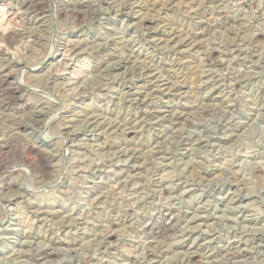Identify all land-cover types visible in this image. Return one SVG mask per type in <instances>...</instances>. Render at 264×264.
Here are the masks:
<instances>
[{"label":"rangeland","instance_id":"obj_1","mask_svg":"<svg viewBox=\"0 0 264 264\" xmlns=\"http://www.w3.org/2000/svg\"><path fill=\"white\" fill-rule=\"evenodd\" d=\"M17 1L0 0L22 32L0 30V264H264V0Z\"/></svg>","mask_w":264,"mask_h":264},{"label":"bare ground","instance_id":"obj_2","mask_svg":"<svg viewBox=\"0 0 264 264\" xmlns=\"http://www.w3.org/2000/svg\"><path fill=\"white\" fill-rule=\"evenodd\" d=\"M5 1H6V0H5ZM18 1H19V0H18ZM18 1H17V3H18ZM36 1H37V0H36ZM36 1H35V2H36ZM78 1H79V0H78ZM82 1H83V3H86V2H87L86 0H82ZM207 1H208V0H207ZM35 2H34V3H35ZM88 2H89V1H88ZM134 2H135V1H134ZM190 2H192V1H190ZM196 2H197V0H196ZM6 3H7V2H6ZM8 3H9V2H8ZM32 3H33V0H32ZM38 3H39V2H38ZM40 3H41V1H40ZM80 3H81V2H80ZM83 3H82V4H83ZM129 3H130V2H129ZM172 3H173V2H172ZM187 3H188V2H187ZM197 3H198V2H197ZM197 3H196V4H197ZM4 4H5V3H4ZM29 4H31V3H29ZM36 4H37V3H36ZM140 4H141V3H140ZM154 4H155V3H154ZM154 4H153V5H154ZM158 4H159V3H158ZM189 4H190V3H189ZM1 5H2V4H1ZM8 5H9V4H8ZM20 5H21V4H20ZM65 5L67 6V4H65ZM69 5H70V4H69ZM69 5H68V6H69ZM80 5H81V4H80ZM88 5H89V4H88ZM123 5H124V4H123ZM132 5H134V4L132 3ZM190 5H192V4H190ZM5 6H6V5H5ZM21 6H22V5H21ZM36 6H37V5H36ZM68 6H67V7H68ZM195 6H196V5H195ZM28 7H29V6H28ZM75 7H77V6H75ZM188 7H189V6H188ZM36 8H37V7H36ZM70 8H71V7H70ZM72 8H73V6H72ZM3 9H4V8H3ZM31 9H32V7H31ZM31 9H30V10H31ZM38 9H39V8H38ZM77 9H78V8H77ZM77 9H76V11H77ZM122 9H124V8H122ZM22 10H25V9H22ZM30 10H28V12H29ZM32 10H33V9H32ZM35 10H36V9H35ZM38 11H39V10H38ZM81 11H82V8H81ZM10 12H11V10H10ZM25 12H26V11H25ZM34 12H35V11H34ZM74 12H75V11H74ZM15 13H16V12H15ZM76 13H77V12H76ZM194 13H196V12H194ZM0 14H1L2 17H3L2 19H1V17H0V30H2L1 28H3V29H5V32H6V35H5L4 38H6L7 40H10V42H12V41H16V40H20L21 38L19 39V37L22 36V35H21L22 32H19V30L17 29L18 27H15L16 29L13 28V26H14L17 22L14 23V25H13V23H11L13 26H11L12 28L9 26L11 29H8V33H7V28H8V27H5V25L8 24L9 22L5 24V23H4L5 21H3L7 16H6V14H5V11H1ZM25 14H26V13H25ZM78 14H79V13H78ZM1 15H0V16H1ZM30 15H32V14L30 13ZM30 15H29V16H30ZM13 16H14V15H13ZM15 16H16V15H15ZM25 16H26V15H25ZM43 16H44V15H43ZM148 16H149V15H148ZM9 17H10V16H9ZM144 17H145V16H144ZM151 17H152V16H151ZM154 17H155V16H154ZM200 17H201V16H200ZM15 18H16V17H15ZM146 18H147V17H146ZM146 18H145V19H146ZM10 19H12V21L14 20L13 17L10 18ZM10 19H9V20H10ZM142 19H144V18H142ZM142 19H141V21H142ZM227 19H228V18H227ZM230 19H231V18H230ZM236 19H237V18H236ZM7 20H8V18H7ZM153 20H154V19H152V20H146L147 25H151V24L153 23V22H152ZM156 20H157V19H156ZM234 20H235V19H234ZM241 20H242V19H241ZM14 21H15V20H14ZM23 21H24V20H23ZM30 21H31V19H30ZM203 21H204V20H203ZM227 21H228V20H227ZM230 22H231V21L229 20V24H230ZM232 22H234V21H232ZM21 23H22V22H21ZM204 23H205V22H204ZM234 23H235V22H234ZM234 23H233V24H234ZM239 23H240V22H239ZM11 24H9V25H11ZM199 24H200V23H199ZM199 24H198V25H199ZM226 24H227V23H226ZM233 24H232V25H233ZM236 24H237V21H236ZM236 24H234V25H236ZM240 24H241V23H240ZM17 25H18L19 27H21L19 24H17ZM237 25H239V24H237ZM15 26H16V25H15ZM152 26H153V25H152ZM152 26H150V28H151ZM162 26H163V25H162ZM240 26H241V25H240ZM146 27H147V26H146ZM153 27H154V26H153ZM164 27H165V26H164ZM203 27H204V25H203ZM157 28H159V27H157ZM200 28H201V27H200ZM207 28H209V27H207ZM20 29H21V28H20ZM173 29H174V28H173ZM204 29H205V28H204ZM204 29H203V30H204ZM149 30H150V29H149ZM152 30H153V29H152ZM162 30H163V29H162ZM169 30H170V29H169ZM169 30H168V31H169ZM174 30H175V29H174ZM208 30H210V29H208ZM156 31H157V29H156ZM168 31H167V32H168ZM170 31H171V30H170ZM170 31H169V32H170ZM205 31H206V30H205ZM169 32H168V33H169ZM196 32H197V31H196ZM202 32H203V31H201L200 33H202ZM162 33H165V32H162ZM162 33H161V34H162ZM168 33H167V34H168ZM203 33H204V32H203ZM0 34H1V33H0ZM189 34H190V33H189ZM187 35H188V34H187ZM155 36H156V35H155ZM168 36H169V35H168ZM182 36H183V35H182ZM188 36H189V35H188ZM193 36H194V35H193ZM183 37H184V36H183ZM185 37H186V36H185ZM202 37H203V36H202ZM4 38H3V39H4ZM164 38H165V37H164ZM179 38H180V37H179ZM187 38H188V37H187ZM191 38H192V37H191ZM196 38H197V37H196ZM22 39H23V38H22ZM168 39H169V38H168ZM168 39H167V40H168ZM177 39H178V35H177V33H176V32H171V33H170V39H169L168 42H170V41L175 42V41H177ZM182 39H183V38H182ZM194 39H195V38H194ZM200 39H201V38H200ZM159 40L161 41V37H160V36H159ZM162 40H164V39H162ZM165 40H166V38H165ZM179 40H181V39H179ZM179 40H178V41H179ZM190 40H191V39H190ZM185 41H186V39H185ZM192 41H193V40H192ZM194 41H195V40H194ZM21 42H22V41H21ZM166 42H167V41H166ZM168 42H167V43H168ZM179 42H180V41H179ZM5 43H6V42H5ZM194 43H196V42H193V43H192L193 46H195ZM186 44H187V43H186ZM198 44H199V43H198ZM201 44H202V42H201ZM201 44H200V45H201ZM12 45H13V44H12ZM71 45H72V46H76L75 44H74V45L71 44ZM71 45H70V46H71ZM125 45H126V44H125ZM6 46H7V45H6ZM169 46H170V45H169ZM174 46H175V45H174ZM178 46H179V45H178ZM180 46H181V45H180ZM197 46H199V45H197ZM78 47H80V46H78ZM190 47H191V46H190ZM199 47H200V46H199ZM72 48H74V47H72ZM76 48H77V47H76ZM81 48H82V47H81ZM83 48H84V47H83ZM83 48H82V49H83ZM193 48H194V47H193ZM254 48H255V47H254ZM95 49H96V48H95ZM177 49H178V48H177ZM10 50H11V49H10ZM73 50H74V49H73ZM78 50H80V49L78 48ZM84 50H85V49H84ZM84 50H82V51H84ZM87 50H88V49H87ZM98 50H99V49H98ZM179 50H180V49H179ZM0 51H1V52L3 51V54L8 55V56L13 54V52H12V54H10V51L8 50V48L6 49L4 43H3V42L1 43V41H0ZM11 51H12V50H11ZM82 51H81V53H82ZM176 51H177V50H176ZM180 51H181V50H180ZM218 51H219V50H218ZM223 51H224V50H223ZM67 52H69V51H67ZM213 52H214V51H213ZM69 53H73V52L70 51ZM81 53H79V54H81ZM128 53H129V52H128ZM128 53H127V54H128ZM14 54H15V52H14ZM85 54H86V53H85ZM131 54H132V53H131ZM216 54H217V53H216ZM125 55H126V54H125ZM129 55H130V53H129ZM129 55H128V56H129ZM64 56H66V55L64 54ZM64 56H62V57H64ZM67 56H69V54H68ZM67 56H66V57H67ZM82 56H83V55H82ZM128 56H126V57H128ZM1 57H2V56H1ZM72 57H73V56H72ZM79 57H80V56H79ZM79 57H78V58H79ZM110 57H111V56H110ZM122 57H123V56H122ZM2 58H3V57H2ZM68 58H71V56L68 57ZM75 58H76V57H75ZM80 58H81V57H80ZM120 58H121V57H120ZM120 58H119V60H120ZM177 58H178V57H177ZM15 59H16V58H15ZM44 59H45V58H44ZM121 59H122V58H121ZM128 59H129V58H128ZM13 60H14V59H13ZM66 60H67V59H66ZM119 60H118V61H119ZM132 60H133V58H132ZM212 60H213V59H212ZM4 61H5V59H4ZM16 61H17V59H16ZM72 61H73V60H72ZM121 61H122V60H121ZM124 61H125V60H124ZM130 61H131V60H130ZM173 61H174V60H173ZM11 62H13V61H11ZM65 62H67V61H65ZM68 62H69V61H68ZM81 62H82V61H81ZM104 62H105V61H104ZM107 62H108V61H107ZM107 62H106V63H107ZM119 62H120V61H119ZM128 62H129V61H128ZM128 62H126V64H128ZM210 62H211V61H210ZM14 63H15V62H14ZM14 63H13V64H14ZM16 63H17V62H16ZM78 63H79V62H78ZM78 63H77V64H78ZM101 63H102V62H101ZM172 63H173V62H172ZM179 63H180V62H179ZM7 64H8V63H7ZM13 64H12V65H13ZM60 64H61V63H60ZM65 64L68 65L67 63H65ZM110 64H111V63H110ZM110 64H108V65H110ZM116 64H117V63H116ZM122 64H123V63H122ZM126 64H124V65H126ZM132 64H134V63L132 62ZM169 64H170V63H169ZM180 64H181V63H180ZM185 64H186V63H185ZM62 65L64 66V63H63ZM79 65H80V64H79ZM97 65H99V64H97ZM114 65H115V64H114ZM140 65H141V64H140ZM212 65H213V63H212ZM212 65H211V66H212ZM16 66H17V65H16ZM118 66H120V64H119ZM122 66H123V65H122ZM127 66H128V65H127ZM134 66H135V65H134ZM137 66H138V65H137ZM137 66H136V67H137ZM141 66H142V65H141ZM151 66H152V65H151ZM170 66H171V65H170ZM0 67H2V66H0ZM7 67H8V66H7ZM101 67H102V66H101ZM111 67H112V66H111ZM113 67H115V66H113ZM139 67H140V66H139ZM139 67H138V68H139ZM160 67H161V66H160ZM181 67H182V66H181ZM181 67H180V68H181ZM183 67H184V66H183ZM9 68H10V67H9ZM95 68H96V67H95ZM131 68H132V67H131ZM142 68H143V67H142ZM174 68H175V67H174ZM186 68H187V65H186ZM186 68H185V69H186ZM22 69L24 70V68H22ZM22 69H21V70H22ZM65 69H66V66H65ZM69 69H71L72 71H73L74 69H76L74 63L69 65ZM119 69H120V68H119ZM119 69H118V70H119ZM125 69H126V68H125ZM125 69H124V70H125ZM149 69H150V66H149ZM151 69H152V68H151ZM151 69H150V70H151ZM157 69H159V68L157 67ZM182 69H184V68H182ZM10 70H11V69H10ZM10 70H9V71H10ZM63 70H64V69H63ZM78 70H79V69H78ZM113 70H114V69H113ZM128 70H129V69H128ZM132 70H133V69H132ZM145 70H146V69H145ZM171 70H174V69L171 68ZM17 71H18V70H17ZM65 71H66V70H65ZM126 71H127V70H126ZM138 71H139V70L137 69L136 72H138ZM175 71H176V70H175ZM179 71H181V70L179 69ZM183 71H184V70H183ZM7 72H8V70H7ZM129 72H130V71H129ZM133 72H134V71H133ZM133 72H132V73H133ZM140 72H142L141 69H140ZM173 72H174V71H173ZM12 73H13V72H12ZM66 73H67V72H66ZM78 73H79V72H78ZM143 73H144V72H143ZM156 73H157V72H156ZM160 73H161V72H160ZM167 73H168V72H167ZM170 73H171V72H170ZM1 74H2V73H1ZM4 74H5V71H4ZM7 74H8V73H7ZM7 74H5V75L3 76V83L9 87L10 92H11L13 95H15L17 98H18V97L22 98V96L20 95V92L23 91V90H21L20 85H17V84H15V83H13V82L11 81L10 77L7 76ZM22 74H23V72H22ZM59 74H60V72H59ZM71 74H72V73H71ZM75 74H76V73H75ZM75 74H74V75H75ZM150 74H151V75H148V73H147L148 76L146 75V76H147L146 78H150V81H152L153 83L155 82V83H157L159 86H162V87L168 85V82H166V81H168V80L165 79V78H167V77L165 76L166 74H164V76H165L164 79L161 77L162 74H161V76L153 75L151 72H150ZM171 74H172V73H171ZM179 74H180V72H179ZM210 74H211V73H210ZM213 74H214V73H213ZM19 75H20V74H19ZM207 75H208V74H207ZM1 76H2V75H1ZM75 76H76V75H75ZM141 76H142V75H141ZM144 76H145V75H144ZM176 76H178V75H176ZM58 77H59V76H58ZM76 77H77V76H76ZM76 77H75V78H76ZM80 77H81V76H80ZM200 77H202V76H200ZM200 77H198V78H200ZM208 77H209V76H208ZM210 77H211V76H210ZM19 78H20V77H19ZM22 78H23V77H22ZM72 78H73V77H72ZM143 78H144V77H143ZM198 78H197V80H198ZM14 79H16V78H14ZM139 79H140V78H139ZM168 79H169V78H168ZM173 79H174V78H173ZM205 79H206V78H205ZM73 80H74V78H73ZM77 80H78V79H77ZM80 80H81V79H80ZM171 80H172V79H171ZM171 80H170V81H171ZM176 80H177V79H176ZM176 80H175V83H176ZM1 81H2V80H1ZM1 81H0V82H1ZM20 81H21V80H20ZM74 81H75V80H74ZM173 81H174V80H173ZM178 81H180V80H178ZM200 81H201V80H200ZM203 81H204V80H203ZM69 82L72 83V80L70 81V79H69ZM69 82H68V83H69ZM75 82H76V81H75ZM75 82H74V83H75ZM181 82H183V80H182ZM66 83H67V82H66ZM68 83H67V84H68ZM71 83H70V84H71ZM147 83H148V82H147ZM175 83H174V85H175ZM178 83L180 84V82H178ZM19 84H20V83H19ZM67 84H66V85H67ZM80 84H81V82H80ZM80 84L78 83V86H77V85H75V86H77V87L79 88ZM141 84H143V83H141ZM145 84H146V83H145ZM148 84H149V83H148ZM1 85H2V84H1ZM81 85H82V84H81ZM153 85H154V84H153ZM158 85H157V86H158ZM169 85H170V84H169ZM176 85H177V84H176ZM182 85H183V83H182ZM186 85H187V84H186ZM68 86H69V85H68ZM139 86H140V85H139ZM143 86H144V85H143ZM171 86H172V85H171ZM187 86H188V85H187ZM216 86H217V85H216ZM70 87H73V86H70ZM82 87H84V86H82ZM173 87H174V86H173ZM182 87H183V86H182ZM182 87H179V86H178V87L176 88L175 91H179V92L182 91V89H184V88H182ZM75 88H76V87H75ZM86 88H87V87H86ZM138 88H139V87H138ZM146 88H147V87H146ZM159 88H161V87H159ZM3 89H5V88H2V90H3ZM144 89H145V88H144ZM151 89H152V88H151ZM162 89H163V88H162ZM82 90H83V89H82ZM82 90H80V91L82 92ZM85 90H86V89H85ZM89 90H90V89H89ZM89 90H88V88H87V91H89ZM154 90H155V89H154ZM156 90H157V89H156ZM156 90H155V91H156ZM170 90H171V88H169L168 91H170ZM186 90H187V89H186ZM186 90H185V91H186ZM4 91H5V90H4ZM6 91H7V90H6ZM78 91H79V90H78ZM138 91H139V90H138ZM148 91H149V89H148ZM150 91H151V90H150ZM168 91H167V92H168ZM172 91H173V90H172ZM175 91H174V93H175ZM75 92H77V91H75ZM85 92H86V91H85ZM140 92H141V93L138 94V97L136 96L137 98H139L138 101H137L139 107H141L142 104L145 103V96H144V94H142V91H141V90H140ZM0 93H1V92H0ZM83 93H84V90H83ZM87 93H88V92H87ZM130 93L133 94L132 91H131ZM130 93H129V94H130ZM172 93H173V92H172ZM183 93H185V92H183ZM183 93H181V94L183 95ZM186 93H187V92H186ZM75 94H76V93H75ZM79 94H80V93H79ZM79 94H78V96H79ZM134 94H135V93H134ZM146 94H147V93H146ZM156 94H157V93H156ZM181 94H180V95H181ZM17 95H19V96H17ZM80 95H81V94H80ZM119 95H120V94H119ZM136 95H137V94H136ZM147 95H148V94H147ZM147 95H146V96H147ZM152 95H153V94H152ZM154 95H155V92H154ZM171 96H172V95H171ZM74 97L76 98L77 96H74ZM134 97H135V96H134ZM147 97H148V96H147ZM150 97H151V96H150ZM152 97H153V96H152ZM212 97H213V96H212ZM122 98H123V97H122ZM1 99H2V98H1ZM131 99H132V98H131ZM146 99H147V98H146ZM153 99H154V98H153ZM184 99H185V98H184ZM203 99H204V98H203ZM205 99H206V97H205ZM15 100H16V99H15ZM127 100H128V99H127ZM133 100H134V99H133ZM136 100H137V99H136ZM209 100H210V99H209ZM148 101H149V100H148ZM4 102H5V101H4ZM130 102H132V101L130 100ZM170 102H171V101H170ZM149 103H150V102H149ZM209 103H210V102H209ZM1 104H2V103H1ZM4 104H5V103H4ZM128 104H129V103H128ZM212 104H213V103H212ZM159 105H160V104H159ZM213 105H214V104H213ZM260 105H261V104H260ZM126 106H127V105H126ZM132 106H133V105H132ZM150 106H152V105L150 104ZM262 106H263V104H262ZM0 107H1V106H0ZM130 107H131V106H130ZM144 107H145V106H144ZM144 107H143V108H144ZM146 107H147V106H146ZM181 107H182V106H181ZM5 108H7V106H6ZM154 108H155V107H154ZM159 108H160V107H159ZM1 109H2V108H1ZM132 109H133V108H132ZM146 109H147V108H146ZM136 110H137V109H136ZM139 110H140V109H139ZM155 110H156V109H155ZM174 110H175V109H174ZM174 110H173V111H174ZM91 111H92V110H91ZM175 111L177 112V110H175ZM181 111H182V110H181ZM80 112H81V111H80ZM89 112H90V111H89ZM130 112L132 113V111H130ZM161 112H162V111H161ZM171 112H172V111H171ZM178 112H179V111H178ZM182 112H184V111H182ZM182 112H181V113H182ZM1 113H2V112H1ZM3 113H5V112L3 111ZM86 113H87V112H86ZM90 113H91V112H90ZM152 113H153V112H152ZM173 113H174V112H173ZM173 113H172V117H173ZM94 114H95V113H94ZM182 114H183V113H182ZM6 115H7V114H6ZM6 115H5V116H6ZM38 115H39V114H38ZM83 115H84V113H83ZM89 115H93V114H89ZM124 115H125V114H124ZM130 115H131V114H130ZM150 115H151V114H150ZM157 115H158V114H157ZM157 115H156V116H157ZM174 115H175V114H174ZM177 115H178V114H177ZM177 115L175 116V119H180V116H177ZM180 115H181V114H180ZM3 116H4V115H3ZM5 116H4V117H5ZM128 116H129V115H128ZM162 116H164V114H163ZM167 116H168V115H167ZM84 117H85V116H84ZM87 117H88V115H87ZM126 117H127V116H126ZM154 117H155V116H154ZM5 118L7 119V117H5ZM121 118H122V117H121ZM129 118H130V117H129ZM136 118H137V117H136ZM0 119H1V118H0ZM37 119H38V118H37ZM39 119H40V118H39ZM83 119H84V118H83ZM85 119H87V118H85ZM92 119H94V118H92ZM123 119H125V117H124ZM139 119H140V118H139ZM144 119H145V118H144ZM155 119H156V118H155ZM155 119H154V120H155ZM171 119H172V118H171ZM4 120H5V119H4ZM108 120H109V118H108ZM112 120H113V119H112ZM114 120H115V119H114ZM117 120H118V119H117ZM130 120H131V119H130ZM147 120H148V119H147ZM156 120H157V119H156ZM161 120H162V119H161ZM173 120H174V119H173ZM1 121H2V120H0V122H1ZM15 121H17V120H15ZM18 121L20 122V120H18ZM21 121H22V120H21ZM61 121H62V120H61ZM87 121H90V118H89V120H87ZM93 121H94V120H93ZM93 121H92V122H93ZM100 121H101V120H100ZM123 121H124V120H123ZM67 122H68V121H67ZM95 122H96V121H95ZM102 122H104V120L101 121V123H102ZM121 122H122V121H121ZM121 122H120V123H121ZM152 122H153V121H152ZM155 122H156V121H155ZM171 122H173V121H171ZM181 122H182V121H181ZM21 123H24V122L22 121ZM21 123H20V124H21ZM87 123H88V122H87ZM105 123H106V122H104L103 124H105ZM110 123H111V122H110ZM113 123H114V122H113ZM115 123H116V121H115ZM125 123H126V122H125ZM138 123H139V122H138ZM143 123H144V122H143ZM160 123H161V122H160ZM16 124H17V123H16ZM18 124H19V123H18ZM69 124H70V122H69ZM98 124H99V122H98ZM98 124H96V125H98ZM121 124H122V123H121ZM121 124H120V125H121ZM130 124H132V123H130ZM24 125H26V124H24ZM57 125H58V124H57ZM64 125H65V124H64ZM70 125H71V124H70ZM88 125H90V124H88ZM88 125H87V126H88ZM101 125H102V124H101ZM118 125H119V124H118ZM123 125H124V124H123ZM139 125H140V123H139ZM16 126H17V125H16ZM18 126H19V125H18ZM18 126H17V127H18ZM22 126H23V125H22ZM98 126H99V125H98ZM125 126H126V125H125ZM171 126H172V125H171ZM72 127H73V126H72ZM95 127H97V126H95ZM120 127H121V126H120ZM131 127H132V126H131ZM23 128H24V127H23ZM25 128H26V127H25ZM69 128H70V126H69ZM114 128H115V127H114ZM114 128H113V129H114ZM116 128H117V126H116ZM123 128H124V127H123ZM225 128H226V127H225ZM18 129H19V128H18ZM120 129H122V128H120ZM25 130H26V129H25ZM73 130H74V129H73ZM115 130H116V129H115ZM115 130H114V132H115ZM126 130H127V129H126ZM126 130H125V131H126ZM223 130H224V129H223ZM3 131H4V130H2V132H3ZM20 131H21V130H20ZM112 131H113V130H112ZM112 131H111V132H112ZM120 131L122 132V130H120ZM128 131H129V130H128ZM15 132L17 133L18 130L15 131ZM118 132H119V130H118ZM13 133H14V132H13ZM16 133H15V134H16ZM18 133H19V132H18ZM119 133H120V132H119ZM1 134H2V133H1ZM3 134H5V133H3ZM3 134H2V135H3ZM11 134H12V133H11ZM116 134H117V132H116ZM179 134H180V133H179ZM5 135H7V134H5ZM9 135H10V134H9ZM0 137H1V136H0ZM3 137H4V136H3ZM5 137H6V136H5ZM13 137H14V136H13ZM119 137H120V136H119ZM121 137H122V136H121ZM6 138H7V137H6ZM125 139H126V138H125ZM4 140H5V139H4ZM9 140H10V139H9ZM15 140H16V139H15ZM121 140H122V139H121ZM126 140H127V139H126ZM109 141H110V140H109ZM117 141H118V139H117ZM188 141H189V140H188ZM8 142H9V141H8ZM107 142H108V141H107ZM119 142H120V141H119ZM3 143H4V142H3ZM109 143H110V142H109ZM117 143H118V142H117ZM15 144H16V143H15ZM12 145H13V143H12ZM99 145H101V144H99ZM105 145H106V144H105ZM105 145H102V146H105ZM116 145H117V144H116ZM129 145H130V144H129ZM134 145H136V144H134ZM120 146H121V145H120ZM124 146H125V145H124ZM26 147H27V146H26ZM26 147H24V148H26ZM116 147H118V146H116ZM129 147H130V146H129ZM129 147H127V148L130 149ZM131 147H133V146H131ZM120 148H123V147H120ZM125 148H126V147H125ZM20 149H21V148H20ZM29 149H30V148H29ZM36 149H38V148H36ZM118 149H119V148H118ZM123 149H124V148H123ZM123 149H122V150H123ZM131 149H132V148H131ZM135 149H136V148L134 147V150H135ZM138 149L140 150V147H139ZM155 149H156V148H155ZM157 149H158V148H157ZM18 150H19V149H18ZM26 150H27V149H26ZM31 150H32V149H31ZM134 150H133V151H134ZM2 151H3V150H1V152H2ZM21 151H22V150H21ZM21 151H20V152H21ZM120 151H121V150H120ZM125 151H126V150H125ZM125 151H124V153H125ZM131 151H132V150H131ZM133 151H132L131 153H134ZM135 151H136V150H135ZM27 152H28V150H27ZM30 152H31V151H30ZM129 152H130V151H129ZM25 153H26V152H25ZM28 153H29V152H28ZM28 153H26V154H28ZM124 153H123V154H124ZM137 153H138V152H137ZM146 153H147V152H146ZM150 153H152V152H150ZM155 153H156V152H155ZM155 153H154V155H155ZM21 154H22V153H21ZM30 154H31V153H30ZM37 154H38V156H39V158L41 159L42 162H46V158H45L43 152H41L40 150H38V151H37ZM129 154H130V153H129ZM139 154H141V153H139ZM159 154H160V153H159ZM159 154H158V155H159ZM19 155H20V154H19ZM134 155H135V153H134ZM152 155H153V154H152ZM127 156H128V155H127ZM130 156H131V154H130ZM137 156H138V154H137ZM128 157H129V156H128ZM132 157H133V156H132ZM135 157H136V156H135ZM139 158H140V157H139ZM135 160H137V159H135ZM135 160H134V161H135ZM21 161H22V160H21ZM28 161H29V160H28ZM137 162H138V161H137ZM22 163H23V165H21L22 167H25L26 169H28V171L30 170V172H32V171H31V170H32V167H33V164H32V163H31V164H30V163H27L25 160H23ZM43 164H44V163H43ZM17 165H19V164H17ZM1 167H2V166H1ZM1 167H0V169H1ZM2 168H3V167H2ZM18 168L20 169L19 166L17 167V169H18ZM195 168H196V167H195ZM195 168H194V171H195ZM7 169H8V168H7ZM5 170H6V169H5ZM25 171H26V170H25ZM194 171H193V172H194ZM199 171H200V170H198V171H196V172L199 173ZM191 172H192V171H191ZM193 172H192V173H193ZM0 173H1V172H0ZM24 173H25V172H24ZM26 173H27V172H26ZM198 173H197V174H198ZM204 173H205V172H204ZM199 174H200V173H199ZM199 174H198V175H199ZM195 175H196V173H195ZM200 175H201V174H200ZM25 176H26V174H25ZM203 176H204V175H203ZM234 176H235V175H234ZM235 180H236V177H235ZM10 185H11V183L9 184V186H10ZM238 186H239V185H238ZM9 189H10V188H9ZM24 192H25V191H24ZM170 209H171V208H170ZM40 210H41V209H40ZM166 210H167V209H165V211H166ZM42 211H43V210H42ZM39 212H41V211H39ZM49 212H50V211H49ZM51 213H52V212H51ZM55 213H56V212H55ZM52 214H53V213H52ZM173 214H174V212L172 213V211H166V212L163 213L162 217H160V218H162L160 224L155 228V231H154V234H155V235H164V236H165V234H167L168 232L170 233V230L172 229L173 222L176 220V219L174 220ZM44 215H45V214H44ZM62 215H63V214H62ZM45 216H46V215H45ZM50 216H51V215H50ZM52 216H53V215H52ZM63 216H64V215H63ZM174 216H175V215H174ZM46 218H47V217H46ZM51 218H52V217H51ZM177 220H178V218H177ZM179 221H180V220H179ZM0 222H2V221H0ZM178 223H179V222H178ZM175 224H177V223H175ZM178 225H179V224H178ZM174 227H175V226H174ZM174 227H173V228H174ZM175 228H176V227H175ZM176 229H177V228H176ZM176 229H174V230H176ZM191 230H192V229H191ZM152 231H153V230H152ZM151 233H152V232H151ZM173 233H174V232H173ZM173 233H172V234H173ZM172 234H171V236H172ZM103 235H104V234H103ZM106 235H107V234H106ZM149 235H150V234H149ZM152 235H153V234H152ZM187 235H188V234H187ZM236 236H237V235H236ZM166 237H167V236H166ZM251 237H252V236H251ZM256 237H257V236H256ZM260 237H261V236H260ZM154 238H155V237H154ZM156 238H157V237H156ZM164 238H165V237H164ZM164 238H162V239H164ZM51 239H52V238H51ZM51 239H50V240H51ZM158 239H159V238H158ZM168 239H170V237H169ZM260 239H261V238H260ZM54 240H55V239H54ZM151 240H152V239H151ZM166 240H167V239H166ZM230 240H231V239H230ZM250 240H251V239H250ZM161 241H162V240H161ZM163 241H164V240H163ZM163 241H162V245H163ZM203 241H204V240H203ZM239 241H240V240H239ZM258 241H259V240H258ZM234 242H235V241H234ZM237 242H238V241H237ZM245 242H246V241H245ZM245 242H244V243H245ZM252 242H253V241H252ZM157 243H159V242H157ZM157 243H156V244H157ZM166 243H168V242H166ZM257 243H258V242H257ZM259 243H260V242H259ZM152 244H153V243H152ZM160 244H161V243H160ZM230 244H231V243H230ZM51 245H52V244H51ZM68 245H69V244H68ZM206 245H207V244H206ZM236 245H237V244H236ZM236 245H235V248L237 247ZM247 245H248V244H247ZM253 245H254V244H253ZM153 246H154V244H153ZM153 246H152V247H153ZM203 246H204V245H203ZM203 246H202V247H203ZM233 246H234V244H233ZM53 247H56V246H53ZM147 247H148V246H147ZM150 247H151V246H150ZM161 247H162V246H161ZM197 247H198V246H197ZM206 247H207V246H206ZM227 247H228V246H227ZM231 247H232V246H231ZM253 247H256V246H253ZM258 247H259V246H258ZM154 248L156 249V247H154ZM154 248H153V249H154ZM165 248H166V246H165ZM245 248H246V246H245ZM147 249H148V248H147ZM163 249H164V248H163ZM200 249H201V248H200ZM203 249H204V248H203ZM203 249H202V250H203ZM228 249H229V248H228ZM239 249H241V248H239ZM239 249H238V250H239ZM247 249H249V248H247ZM54 250H55V249H54ZM148 250H149V249H148ZM150 250H151V249H150ZM35 251H36V250H35ZM44 251H45V250H44ZM51 251H52V250H51ZM197 251H199V250H197ZM230 251H231V250H230ZM239 251H240V250H239ZM147 252H148V251H147ZM203 252H204V251H203ZM210 252H211V251H210ZM210 252L208 251V253H210ZM226 252H227V250H226ZM199 253H200V252H199ZM205 253H206V252H205ZM211 253H212V252H211ZM215 253H216V251H215ZM238 253H239V252H238ZM240 253H241V252H240ZM54 254H55V253H54ZM152 254H153V253H152ZM156 254H157V253H156ZM159 254H160V253H159ZM189 254H190V253H189ZM196 254H197V253H196L195 251H193V253H192V255H191L190 257L193 258V260H194V256H195ZM206 254H207V253H206ZM206 254H205V255H206ZM228 254H229V253H228ZM231 254H232V253H231ZM42 255H43V256L46 255V256H48V257L53 256L52 252H48V251L43 252ZM205 255H204V256H205ZM43 256H42V257H43ZM147 256H148V255H147ZM160 256H161V255H160ZM209 256H210V255H209ZM234 256H235V255H234ZM34 257H35V256H34ZM37 257H38V256H37ZM39 257H40V256H39ZM164 257H165V256H164ZM164 257H163V258H164ZM211 257H212V255H211ZM211 257H210V259H211ZM214 257H215V255H214ZM51 258H52V257H51ZM187 258H188V257H187ZM212 258H213V257H212ZM44 259H45V258H44ZM151 259H155V258H151ZM187 260H188V259H187ZM212 260H213V259H212ZM212 260H211V261H212ZM145 261H146V260H145ZM148 261H150V260H148ZM191 261H192V260H191ZM189 262H190V261H189ZM206 262H207V261H206ZM213 262H215V261H213ZM204 264H205V263H204Z\"/></svg>","mask_w":264,"mask_h":264}]
</instances>
